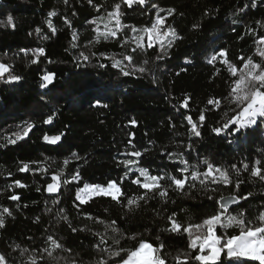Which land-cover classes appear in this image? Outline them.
I'll return each mask as SVG.
<instances>
[{
  "label": "trees",
  "instance_id": "trees-1",
  "mask_svg": "<svg viewBox=\"0 0 264 264\" xmlns=\"http://www.w3.org/2000/svg\"><path fill=\"white\" fill-rule=\"evenodd\" d=\"M155 2L161 8L177 10L174 18L169 17L166 27L171 25L181 37L168 49L169 56L160 61L155 60L159 45L147 51L137 50L136 53H131V48L136 46L134 43L121 47L124 36L134 35L130 31L131 26L137 29L150 26L149 21L154 18L155 11L150 7L145 10L135 4L131 8L121 4L122 24L128 27L118 33L119 39L105 40L101 37L97 43V34L93 31L97 25L90 21L99 16L105 17L104 21H98L102 30L107 22V12L112 11L113 5L120 0H93L92 4L89 0H69L67 4L64 0H0V21H5V26L0 27V55L7 53L11 61L6 59L5 62L14 63L15 73L23 77L13 83L0 80V211L8 207L13 213L11 217L5 214V227L0 228V253L8 257L10 264H22L30 255L39 257L42 249L48 247V235H53L73 253H78L81 264H96L99 253L94 244L99 237L92 233H103L104 225L96 219H87L85 214L98 217L105 223L117 220L125 233L121 246H134L137 241L127 239L134 233L142 234L141 238L155 244L162 241L169 254V264H176L172 257L192 250L188 248L187 234L164 231L170 227L168 216L175 212V219L187 226L189 216L191 223H199L212 211L211 202L198 182L197 188L188 195L170 188L167 203L158 195L149 193L147 202L140 201V206L131 212L111 197L93 196L84 204H80L75 197L77 189L84 183L119 182L122 177L121 187L125 196L138 197L144 190L131 181L139 173L133 167L125 177L128 170L120 162L139 159L141 166H150L152 174L167 172L176 175L174 169L182 165L173 162L175 157L170 161L167 152L179 153L189 143L193 148L190 157L186 153L185 158L190 164L207 158L221 167L230 168L236 164L241 169L238 177L233 173V181L242 180L240 191L251 192L252 196L241 200L235 211L254 217L264 206V181L250 177L249 171H244L242 167V163H248L251 168L257 159L264 164V117L258 118L257 124L239 137L225 138L224 135L214 134L212 127L226 122V118L222 120L225 112L231 116V109L235 107L225 99L235 77L219 58L213 64L207 62L220 49L227 50L228 59L238 68L241 67L237 63L240 56H252L256 62H261L256 54L255 41L264 35V0ZM96 5L100 6L99 12ZM51 11L57 15L49 18ZM9 15L13 17L14 28L6 23ZM65 18L71 21V27L65 23ZM47 19H51L57 29L55 35L47 28ZM197 23L201 27L193 29ZM37 27L42 29L39 35L35 33ZM73 32L78 37L75 41ZM45 34L48 39L41 38ZM72 43H76L77 47L72 48ZM37 47L45 48L47 59L41 57L36 65H30L28 60L31 57L25 58L23 53L19 57L14 56L21 48ZM80 52L88 55L90 60L86 62L81 57L77 61ZM124 54H132L134 64L144 66L148 71L125 77L119 69L111 67L112 59H105L114 57L119 60ZM49 59L52 63L48 62ZM144 60L149 63L144 65ZM102 63L108 66L99 67ZM181 68L186 71H181ZM50 72L55 73L54 82L47 88H41L42 76ZM185 96L190 97L189 106L180 108ZM210 99L219 100V108L208 104ZM103 104L108 106L105 108ZM201 111L204 112L205 122L199 129L201 136L196 137L189 132L191 126L184 117L190 115L198 122ZM53 113L52 122L43 123ZM133 119L135 125L130 123ZM25 122H34L36 127L16 144H8L6 138L15 139L12 133L23 135ZM173 124L175 127H172ZM61 133L64 135L56 145L42 139L44 134L52 136ZM129 139H132L135 148L128 143ZM145 147L149 151L141 158L128 155ZM73 152L80 159H70L69 164L64 166V159L71 157ZM45 156L50 158L48 162H44ZM21 161L40 163H30L32 171L22 173L18 171ZM37 168L47 171H36ZM59 168H63L60 190L48 193L47 183L52 182L51 176ZM77 171L80 175L76 181L64 183L65 180L71 181ZM15 179H21L27 187L9 189L7 185ZM162 183L167 185L168 181ZM185 191H188L187 185ZM11 194L19 195L20 199H9ZM212 194L218 199L234 193L230 186H219ZM53 200L59 203L54 204ZM229 210L232 211V206ZM64 216H67V221ZM69 224L78 231L72 232ZM236 231L235 228L228 229L229 233ZM157 236L160 241H156ZM17 244L28 248L29 252L21 257L19 250L13 251ZM106 246H112L110 239ZM55 254L68 255L59 251ZM38 264L42 262L38 261ZM244 264L257 262L246 261Z\"/></svg>",
  "mask_w": 264,
  "mask_h": 264
},
{
  "label": "snow or ice",
  "instance_id": "snow-or-ice-1",
  "mask_svg": "<svg viewBox=\"0 0 264 264\" xmlns=\"http://www.w3.org/2000/svg\"><path fill=\"white\" fill-rule=\"evenodd\" d=\"M69 0H64L67 4ZM93 0H89L92 4ZM121 4L131 8L134 4L140 7L154 9V18L150 19L149 25L137 29L135 26H131L130 31L134 33L132 36H124L121 41V47H125L129 42L134 43L136 46L131 48V53H136L137 50L147 51L148 49L154 48L159 45V52L155 56V60H164L169 56L168 49H171L173 43L176 39H180L179 34L176 29L171 25L166 27V23L169 17L175 16L177 10L175 8L164 9L161 8L155 0H120V3H115L112 7V11L107 12V22L104 24V29L99 28L98 21H104L105 17L99 16L97 19L90 21L92 24H96L97 27L93 29L96 32V42L102 37L105 40L110 38L119 39L118 33H122L125 27L122 24L121 17L123 13L121 12ZM253 6L254 3H253ZM96 11H100V6L96 5ZM243 11V9H241ZM162 13L164 15H162ZM55 11L48 13V17L56 16ZM182 16L183 13H180ZM114 22V24H113ZM7 25L15 27L13 22V17L9 15L6 21ZM47 28L50 30L52 35L56 34L57 29L54 27L51 19L45 21ZM65 23L71 27V21L65 18ZM257 23H261L257 21ZM113 25V26H110ZM5 26V21H0V27ZM200 24H194L193 29H199ZM42 29L37 27L35 33L39 35ZM251 31V30H250ZM32 35V33H29ZM73 41L78 37L75 32H73ZM42 39H48V35L45 34L41 37ZM166 42V43H165ZM89 43H92L91 41ZM256 54L261 58V62H256L252 56L247 58L240 56L237 58V63L241 67H237L236 63L231 62L228 59V54L226 49H220L215 54L211 55L208 59L209 64H213L217 59L226 65L228 71L231 73L232 77L235 79L232 81L231 90L228 96L225 97L230 104L235 105L231 109L232 115L229 116L228 112H225L224 120L226 122L220 123V126L212 127L211 131L217 136L224 135L225 138L228 136L239 137L241 134L246 132L249 128L257 124V119L264 117V35L259 36L255 41ZM72 48H76L77 44L72 43ZM23 53L25 58L31 57L28 60L30 65H36L40 62L41 57H46V51L44 47L31 48H21L19 52L15 53L14 56L19 57ZM95 56V53H92ZM84 61H89L90 57L85 55L84 52H80L76 60L79 61L80 58ZM11 61L7 53L0 55V80L5 83L19 82L23 77L15 73V65L12 62H5V60ZM105 59H112V68L119 69L121 75L127 77L131 75H136L137 73L144 74L148 69L144 66L137 67L134 64V56L132 54H124L122 59H115L114 57ZM127 61V64H125ZM49 63L52 61L49 59ZM186 63L190 61L186 60ZM148 60H144L143 64L147 65ZM79 66V64H77ZM108 65L100 64L99 67L105 68ZM127 69V70H126ZM181 71H186V69L181 68ZM219 73V69H217ZM179 75V73H177ZM55 79V73H47L42 76L43 83H41V88H47L49 84H52ZM190 97L185 96L180 104V108H187L189 106ZM97 104L100 102L97 100ZM208 104L214 105L219 108L220 101L210 99ZM103 107H107V104H103ZM179 111V109H177ZM54 113L48 115L43 123L49 124L53 120ZM184 119L187 120V124L190 125L189 132L196 137L201 136L200 127L203 126L205 122L204 112L201 111L198 114V122H195L192 116H185ZM171 121V117H169ZM26 127L23 130V135L19 132L12 133L15 139L6 138L8 144H16L18 141L24 139L28 136V133L36 127L34 122H25ZM131 124L135 125L136 121L133 119L130 121ZM172 127H175L173 124ZM64 133L59 135L49 136L44 134L42 139L49 142L52 145H56L57 142L61 141ZM132 134H130L131 136ZM134 138V137H133ZM231 143V140L228 141ZM128 143L135 148L132 143V139H129ZM179 148L180 146L177 145ZM193 148L191 143L187 144L183 151L177 153L168 151L167 158L173 161L175 157L176 160L173 161L182 165V167H177L174 169L176 175H171L167 172L163 174H152L149 167L141 166L139 159H126L120 163L128 171L125 173V177L128 176L129 172H132V168L135 167L136 172L139 176L132 179V183L137 185L140 189H143V194L138 197H126L122 190L121 184L124 181V177L120 181L109 180L105 185L100 184H89L84 183L82 188H78L76 192V200L80 204L87 203L88 200L93 196H106L111 197L113 201L117 204H122L130 212L134 211L135 208L140 206V201L147 202L148 194L152 193L153 196H159L161 200L165 203L168 202L169 189H173L183 195H188L192 189L197 188V182L200 188L203 190L208 201L211 202L212 211L210 214L206 215L199 223H191V217H188L187 226L184 223L179 222L175 219L176 213L173 212L168 216L170 222V227L164 229V231L180 234L181 232L187 234L188 236V248L191 252H184L178 254L172 259L176 261V264H244L246 261H254L257 264H264V206H261L257 214L254 217H250L245 214V212L235 211V206L239 204L241 200H247L252 196L251 192H241L240 186L243 183L242 180L233 181V173L238 177L241 169L237 167L236 164H232L230 168L221 167L210 162L209 159L205 158L197 163L190 164L189 159L185 158L187 153L190 157V152ZM149 149L147 147L142 150H134L128 153L130 157L141 158L143 157ZM167 151V150H165ZM163 155V152L161 153ZM70 159H80V157L73 152L71 157L64 159L63 165L67 166ZM49 157H44V162H48ZM31 164H38L39 161L31 162H20L18 171L28 172L32 171L30 168ZM55 163V161H52ZM201 165H203V170H201ZM244 171H249L250 177L258 178L264 181V164L260 159H257L252 164L251 168L248 163H242ZM36 171H47V169L37 168ZM11 176V173H8ZM63 175V168H59L58 171L51 176V183H47L46 191L48 193H57L61 187V177ZM79 172L77 171L75 175L72 176L71 181L65 180L64 183H71L79 178ZM135 175V173H133ZM142 178V179H141ZM165 180L168 181L165 185ZM186 185L188 186V191H185ZM212 185L231 187L233 195L228 198L220 196L218 199L212 194L217 192V187H211ZM9 189L13 187L25 188L27 185L22 183L21 179H15L12 184L7 185ZM39 191V189H37ZM124 198L123 200L121 198ZM9 199L13 201H18L20 196L17 194H11ZM126 201V202H125ZM54 204H58V200H53ZM175 203V201H172ZM232 206V211L229 210ZM79 207V205H77ZM51 211V209H48ZM62 211V210H61ZM5 214L9 217L13 215L12 211L8 207H3L0 211V228L5 227ZM87 219H96L98 223L104 225V232H94L95 236L99 237V241L94 244L95 249L99 253V258L96 264H169L168 256L169 254L165 251V245L161 241L159 244L154 242H149L146 239L141 238L142 234H132L128 236L127 239L137 241L134 246L124 247L121 246V240L125 239V233L121 230L118 225V221L113 219L108 223H105L100 218H93L90 214H85ZM63 219L67 221V216ZM39 222V217L36 218ZM72 232L78 231L77 228L72 227L69 224ZM235 228L238 231L229 233L228 229ZM84 231L85 229H79ZM91 231V229H88ZM223 230V231H219ZM109 239L112 241V246L108 245ZM156 241H160V237H156ZM46 243L48 247L42 249V254L39 257L34 255L28 256L26 262L22 261V264H38V261L42 264H81L78 259L79 254L73 253L71 248L65 247L57 238L53 235H48L46 237ZM19 250V255L21 257L25 256L29 252L28 248H21V245L17 244L13 248V251ZM67 253L68 255H57V252ZM46 254V255H45ZM0 264H10L8 257L0 253Z\"/></svg>",
  "mask_w": 264,
  "mask_h": 264
},
{
  "label": "rangeland",
  "instance_id": "rangeland-1",
  "mask_svg": "<svg viewBox=\"0 0 264 264\" xmlns=\"http://www.w3.org/2000/svg\"><path fill=\"white\" fill-rule=\"evenodd\" d=\"M105 24V23H104ZM110 26H113V25H110ZM104 29V26H103V28H102V30ZM261 47H263V46H261ZM107 184V183H106ZM106 184H100V185H105L106 186ZM83 187V186H82ZM81 187V188H82ZM193 264H196V263H193Z\"/></svg>",
  "mask_w": 264,
  "mask_h": 264
},
{
  "label": "water",
  "instance_id": "water-1",
  "mask_svg": "<svg viewBox=\"0 0 264 264\" xmlns=\"http://www.w3.org/2000/svg\"><path fill=\"white\" fill-rule=\"evenodd\" d=\"M224 197H228V198H230L231 196H224Z\"/></svg>",
  "mask_w": 264,
  "mask_h": 264
}]
</instances>
